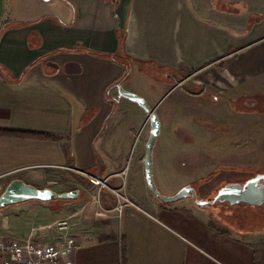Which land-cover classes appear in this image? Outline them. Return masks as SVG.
<instances>
[{
  "label": "crops",
  "instance_id": "obj_1",
  "mask_svg": "<svg viewBox=\"0 0 264 264\" xmlns=\"http://www.w3.org/2000/svg\"><path fill=\"white\" fill-rule=\"evenodd\" d=\"M126 74L124 88L143 96L162 122L161 189L175 194L195 180L189 170L184 184L169 188L163 180L182 173L177 156L190 155L171 117L164 123L171 112L160 103L172 91L192 107L177 125L194 130L198 172L232 165V148L221 146L232 137L231 119L206 125L211 118L199 114L206 99L190 89L223 94L218 102L230 110L232 89L244 93L254 83L264 94V0H0V194L13 179L80 190L77 200L15 206V219H0V236L55 241L62 234L49 226L68 218L70 233L83 237L75 264H264V213L238 204L225 217L191 198L164 203L150 191L149 115L120 94ZM83 171L109 175L115 188L124 182L133 204L121 214L86 216L93 187ZM102 199L108 208L116 203L108 189Z\"/></svg>",
  "mask_w": 264,
  "mask_h": 264
},
{
  "label": "rangeland",
  "instance_id": "obj_2",
  "mask_svg": "<svg viewBox=\"0 0 264 264\" xmlns=\"http://www.w3.org/2000/svg\"><path fill=\"white\" fill-rule=\"evenodd\" d=\"M196 80V79H194ZM194 80L191 82H187V86L190 88L194 86ZM236 82L234 77H232V85ZM255 82V80H254ZM186 86V87H187ZM244 93L236 91L237 89H232V99L226 100V103H232L231 110L227 108V104H222L218 101L225 98L223 94H215L212 91L205 90L203 91L202 87L197 86L191 88L192 92L202 93V97L206 99V108L199 111V114H205L208 116L209 121L205 120L206 125L212 124H221L218 121H223L224 118L231 119L227 121L228 126L232 129V137L230 140L221 141V146H230L232 148V171L228 169H224L219 167L218 173H209L202 174L199 173V159L197 158L198 148L195 139L192 137L190 132L194 133V130L191 128V125L180 124L177 125V122L180 121V117L183 118V122H188L187 112L192 110L191 105L188 101H180L179 97L184 95L182 91H172L167 96H165L160 103V107L162 109H169L171 112V116L169 112L164 115V123L168 124L169 119L171 117L172 127L171 130L174 133V137L178 138L180 141L182 140V148L189 150V157L186 160L185 157L181 158L179 156L175 159L174 167L177 171H182V173L175 172L172 175L167 174L163 175L166 180V186L169 188L174 187V185H181L186 180V174L189 170V180H194L192 183L193 187L196 188L199 199L212 201L215 196L218 194L219 190L225 185L233 182H244L247 178L253 177L258 173H264V94L260 92V87L254 83L248 85V87H243ZM203 91V92H202ZM192 95V94H191ZM195 103V101H194ZM158 113V112H157ZM192 120H201L202 117L199 115L191 116ZM215 120V121H214ZM218 120V121H216ZM204 120L202 119L201 122ZM149 122V119H148ZM150 124V122H149ZM226 124V123H224ZM226 124V125H227ZM177 125V126H176ZM222 125L220 129L221 134L225 135L228 126ZM192 129V130H191ZM217 130V131H218ZM216 131V132H217ZM198 133V132H197ZM163 133L160 134L159 138H163ZM199 135V133H198ZM158 138V139H159ZM159 140H157L158 143ZM189 142V143H188ZM157 143L154 148V163H153V172L154 179L158 189L165 195L171 196L174 193H170V191L166 190V188L161 189L158 185L157 178L159 181V171L162 170L161 161L159 158H155L156 153L159 151V147ZM175 147L177 145H174ZM214 147V145H212ZM179 148V147H178ZM174 150H177L176 148ZM185 150H183L185 152ZM183 152V153H184ZM223 156V155H220ZM226 155H224L225 157ZM158 157V156H157ZM168 158V157H167ZM166 158V159H167ZM219 161L225 162L226 159ZM223 164V163H222ZM135 165V164H134ZM132 167H135V166ZM157 166L156 170L155 167ZM156 172L158 176L156 177ZM199 173V174H198ZM200 175L201 180H197V176ZM86 177V176H85ZM209 178V179H208ZM88 180V178L86 177ZM208 179V180H206ZM90 186L91 183L88 180ZM184 184V183H183ZM183 185L182 187H184ZM181 187V188H182ZM180 188V189H181ZM168 189V188H167ZM179 189V190H180ZM178 190V191H179ZM177 191V192H178ZM176 192V193H177ZM175 193V194H176ZM1 195V194H0ZM60 202V200H57ZM12 205L1 211L0 219L6 217L9 214L10 220L15 219L14 216L10 215V211L17 206ZM244 212L250 213H264V205L263 206H252L246 205L245 203L240 204ZM207 209L217 212L218 215L229 216L232 217L235 213L233 205L229 203H217L212 206H206ZM238 207V205H236ZM220 213V214H219ZM0 231H4L2 228V224L0 225Z\"/></svg>",
  "mask_w": 264,
  "mask_h": 264
},
{
  "label": "water",
  "instance_id": "obj_3",
  "mask_svg": "<svg viewBox=\"0 0 264 264\" xmlns=\"http://www.w3.org/2000/svg\"><path fill=\"white\" fill-rule=\"evenodd\" d=\"M119 92L122 96L138 102L149 115L150 133L147 141V154L144 161L145 172L147 185L158 199L164 203H174L185 198H191L200 207L212 206L217 203H229L231 205L246 203L254 206L264 205V173L256 174L243 184L233 182L225 185L219 190L212 201L199 199L197 190L192 184L185 185L174 195L168 196L163 194L155 183L153 172L154 148L162 129L159 114L148 104L143 96L124 88L121 82L119 83ZM79 197V189L58 192L50 187L40 188L22 179H13L0 195V216L1 211L5 208L32 200L50 202L58 199L77 200Z\"/></svg>",
  "mask_w": 264,
  "mask_h": 264
},
{
  "label": "built area",
  "instance_id": "obj_4",
  "mask_svg": "<svg viewBox=\"0 0 264 264\" xmlns=\"http://www.w3.org/2000/svg\"><path fill=\"white\" fill-rule=\"evenodd\" d=\"M83 174L93 187V195L84 207L86 216L105 218L111 212L121 214L125 205L133 204L125 191L124 182L121 187L115 188L109 184V175L85 171ZM105 189L110 190L116 198V203L111 208L103 203L102 192ZM51 227L62 234L60 239L39 242L33 239L0 236V264H75L73 257L83 237L70 233L71 224L68 218L56 220L53 225L49 226Z\"/></svg>",
  "mask_w": 264,
  "mask_h": 264
},
{
  "label": "trees",
  "instance_id": "obj_5",
  "mask_svg": "<svg viewBox=\"0 0 264 264\" xmlns=\"http://www.w3.org/2000/svg\"><path fill=\"white\" fill-rule=\"evenodd\" d=\"M129 69H130V67H129ZM129 69H128V70H129ZM129 76H130L129 74H126V75L120 80V82L123 83L125 80H127V79L129 78ZM221 167H224V168H232L231 166H223V165H222Z\"/></svg>",
  "mask_w": 264,
  "mask_h": 264
},
{
  "label": "flooded vegetation",
  "instance_id": "obj_6",
  "mask_svg": "<svg viewBox=\"0 0 264 264\" xmlns=\"http://www.w3.org/2000/svg\"><path fill=\"white\" fill-rule=\"evenodd\" d=\"M223 166H228V165H223ZM230 166H232V165H230ZM222 168H224V167H222ZM224 169H228V168H224ZM229 171L231 170L232 171V168L231 169H228ZM249 178H251V177H249ZM249 178H247L244 182H241L242 184L243 183H245ZM209 179V178H208ZM208 179H206V180H208Z\"/></svg>",
  "mask_w": 264,
  "mask_h": 264
}]
</instances>
